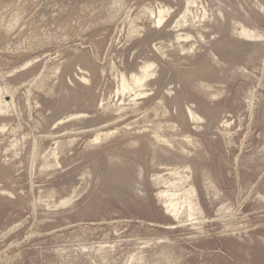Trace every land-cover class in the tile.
Returning <instances> with one entry per match:
<instances>
[{
  "label": "rangeland",
  "instance_id": "obj_1",
  "mask_svg": "<svg viewBox=\"0 0 264 264\" xmlns=\"http://www.w3.org/2000/svg\"><path fill=\"white\" fill-rule=\"evenodd\" d=\"M0 264H264V0H0Z\"/></svg>",
  "mask_w": 264,
  "mask_h": 264
},
{
  "label": "bare ground",
  "instance_id": "obj_2",
  "mask_svg": "<svg viewBox=\"0 0 264 264\" xmlns=\"http://www.w3.org/2000/svg\"><path fill=\"white\" fill-rule=\"evenodd\" d=\"M159 14H161V13H159ZM160 16H162V18H163V14ZM162 18H158L159 20L157 22H160ZM147 73H148V69H144V75H147ZM138 81L139 80H136V82H138ZM190 116L194 117V115L191 112H190ZM196 118H197V116H196ZM159 197L164 200L163 204L165 205V209H166L167 213L170 214L171 216H173L174 218H177V219H178V216H180V214H181L180 213L181 209H182L181 206L187 205L188 209H189L188 211H190L189 213L194 211L195 207H196V205H194L192 202H189L188 200H184L183 203L181 202L182 204L177 203L178 199L175 200L173 194H168V191H161L159 194ZM191 216L192 215L190 214L189 217H191Z\"/></svg>",
  "mask_w": 264,
  "mask_h": 264
}]
</instances>
